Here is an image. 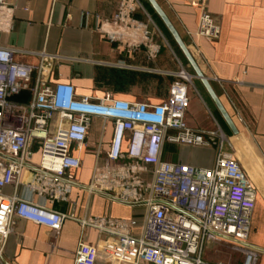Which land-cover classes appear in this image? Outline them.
<instances>
[{
  "label": "crops",
  "instance_id": "crops-1",
  "mask_svg": "<svg viewBox=\"0 0 264 264\" xmlns=\"http://www.w3.org/2000/svg\"><path fill=\"white\" fill-rule=\"evenodd\" d=\"M11 1L15 2L14 21L9 30L0 27V44L17 50L58 55L51 71V82H69L79 95L111 93L128 100L162 101L169 91L159 96H148L146 93L130 95L122 91L116 81V71L142 69L143 64L149 63V58L150 63L165 71H175L179 65L192 75L186 121L194 129L209 131L219 125L229 130V134L225 133L233 140L236 153H241L237 156L258 191L248 242L260 250L257 264H264V179L235 139L187 58L183 59L175 49L172 53L166 48L153 53L161 45L154 31L147 36L141 29L122 32L113 26L110 33L101 30L102 25L110 23L120 11L124 0ZM157 1L179 31L264 172V0H207V9L220 26V35L216 39L192 34L199 22L196 0ZM141 9L130 11L129 17L135 23L142 20L148 22L143 13L147 7L143 11ZM6 12L3 10V13ZM145 12L148 16V11ZM174 58L179 62L177 65ZM16 59L35 64L39 62L36 57L20 54L16 55ZM216 79L225 83L221 84ZM14 99L28 102L31 94L24 91ZM103 126L102 120H93L85 146L75 152L82 159L81 167L68 172L75 184L64 194L55 197L46 193L42 196L37 189L30 191L27 183L33 176L28 170L24 171L20 194L42 201L68 217L58 232L30 220L16 218L2 253L4 264H74L81 240L97 244L115 236L96 226L84 224V220L100 223L104 219L103 224L111 229L121 225L130 227L128 223L135 220L137 223L129 229L139 235L146 212V187L152 180L151 166L131 177L133 172L129 170V160H109L107 151L113 137V125L107 123ZM40 154V147H36L29 155L30 161L38 163ZM215 156V147L172 142L165 143L163 152V158L168 161L199 167H211ZM114 169L120 175L112 176L110 172ZM14 191L13 185L4 189L6 195H12ZM226 242L209 243L217 246L210 245L206 252L204 249V258L210 262L243 264V253L228 252Z\"/></svg>",
  "mask_w": 264,
  "mask_h": 264
},
{
  "label": "built area",
  "instance_id": "built-area-1",
  "mask_svg": "<svg viewBox=\"0 0 264 264\" xmlns=\"http://www.w3.org/2000/svg\"><path fill=\"white\" fill-rule=\"evenodd\" d=\"M196 2L199 22L192 34L218 38L220 26L208 11L207 0ZM140 7L144 9L140 0L122 1L120 11L101 30L110 33L113 26L122 32L140 30L139 23L129 17L130 11ZM14 9L15 2L0 0V27L11 29ZM19 54L39 62L18 61ZM58 57L0 44V263L4 264L2 253L16 218L58 232L68 217L20 194L24 171L33 176L27 183L30 191L37 189L42 196L50 193L55 197L67 192L75 184L68 172L82 164L75 152L85 146L93 120L100 119L104 126L113 125L108 159L129 160L131 177L151 166L152 180L146 187V212L139 235L129 229L135 220L128 223L130 227L116 229L106 227L104 219L100 223L84 220V224L115 236L97 244L81 240L74 264H228L210 262L203 256L206 245L218 241L238 243L243 264H257L260 250L248 242L257 188L242 166L233 140L219 125L209 131L188 125L187 83L192 82V75L182 67L177 74L182 80L173 83L169 96L160 102L128 100L111 93L79 95L69 82H51ZM24 91L30 92V101H16ZM166 142L215 147L214 164L199 167L168 161L163 158ZM36 147L41 154L39 162L33 163L29 155ZM8 185L14 186V194L6 195Z\"/></svg>",
  "mask_w": 264,
  "mask_h": 264
},
{
  "label": "rangeland",
  "instance_id": "rangeland-1",
  "mask_svg": "<svg viewBox=\"0 0 264 264\" xmlns=\"http://www.w3.org/2000/svg\"><path fill=\"white\" fill-rule=\"evenodd\" d=\"M144 5L143 7L146 9L145 11H148V16L143 9H141L145 15V17L148 19V22L145 21H140V29L141 32L145 31L148 36L154 31L157 33L159 39H160V48L158 49V52L162 49H167L172 53V50L178 51V45L173 39V37L170 35V33L165 29L162 20L157 16V14L150 8L149 3L147 0H142ZM150 11V12H149ZM152 14V15H151ZM151 16V17H150ZM138 30V29H137ZM144 33V34H145ZM175 51V52H176ZM157 53V51H155ZM176 58H174L175 60ZM151 59L149 58V63L143 64L142 69H128V70H121V71H116V81L117 83H120V89L122 91L127 92L130 95H136L140 93H146L148 96H159L161 93H164V91L168 92L170 94V89L173 83L179 82L177 79V74L180 73L182 67L179 65L176 67L175 71H165L164 68H158L154 64L150 63ZM177 59L175 60V63L177 65ZM179 63V62H178ZM125 63H121V65L124 67ZM179 67V68H178ZM175 76V77H174ZM185 78V77H184ZM189 86V83H187ZM169 96V95H168ZM226 133H230L228 129L223 128ZM241 153L238 151L237 155L240 156ZM112 176H117L120 175L116 169L112 170L110 172ZM258 180H256V183ZM227 243V242H226ZM227 245L228 249L234 253L239 255L240 251L236 249V246L239 244L234 242V241H228ZM210 245H215L213 244H207L205 247V252L207 249H209ZM225 247V248H227Z\"/></svg>",
  "mask_w": 264,
  "mask_h": 264
},
{
  "label": "water",
  "instance_id": "water-1",
  "mask_svg": "<svg viewBox=\"0 0 264 264\" xmlns=\"http://www.w3.org/2000/svg\"><path fill=\"white\" fill-rule=\"evenodd\" d=\"M147 1L151 5V7L154 9L156 14L160 17V19L162 20V22L164 23V25L168 29L169 33L171 34V36L173 37V39L175 40V42L177 43V45L179 46V48L181 49V51L183 52V54L185 55L187 60L189 61L190 65L192 66V68L194 69V71L196 73V76L199 77L201 79V81L203 82L204 86L206 87L207 91L209 92V94L211 95L213 100L215 101V103H216L217 107L219 108V110L221 111L225 121L227 122L228 126L230 127L231 131L233 132L235 139L238 141L239 145L242 147V149L244 150V152L248 156L249 160L253 163L254 167L256 168V170L258 171L260 176L264 179V172L261 169L259 162L257 161L255 155L253 154V152L249 148L248 144L246 143V141L242 137L240 131L238 130L237 126L235 125L233 119L231 118V116L229 115V113L225 109L224 105L220 101V99H219L218 95L216 94L212 84L210 83L208 78L201 71L198 63L195 60V57L193 56L192 52L190 51L188 46L183 41V38L181 37L179 31L176 29V27L174 26V24L172 23V21L170 20L168 15L166 14L165 10L162 8V6L159 4V2L157 0H147Z\"/></svg>",
  "mask_w": 264,
  "mask_h": 264
},
{
  "label": "trees",
  "instance_id": "trees-1",
  "mask_svg": "<svg viewBox=\"0 0 264 264\" xmlns=\"http://www.w3.org/2000/svg\"><path fill=\"white\" fill-rule=\"evenodd\" d=\"M158 16V15H157ZM159 17V16H158ZM160 18V17H159ZM163 23V22H162ZM163 25H164V23H163ZM164 27H165V29L168 31V29L166 28V26L164 25ZM169 32V31H168ZM171 35V34H170ZM178 52L180 53V55H181V57L184 59V54H183V52L181 51V49L179 48V46H178ZM176 80H178V81H181L182 79L181 78H179L178 76H177V79ZM168 97V96H167Z\"/></svg>",
  "mask_w": 264,
  "mask_h": 264
},
{
  "label": "bare ground",
  "instance_id": "bare-ground-1",
  "mask_svg": "<svg viewBox=\"0 0 264 264\" xmlns=\"http://www.w3.org/2000/svg\"><path fill=\"white\" fill-rule=\"evenodd\" d=\"M184 76L189 77L186 73H184Z\"/></svg>",
  "mask_w": 264,
  "mask_h": 264
}]
</instances>
